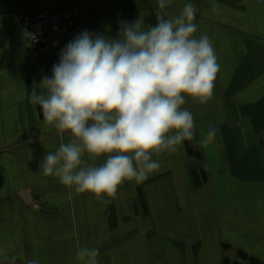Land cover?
<instances>
[{
  "label": "crops",
  "instance_id": "obj_1",
  "mask_svg": "<svg viewBox=\"0 0 264 264\" xmlns=\"http://www.w3.org/2000/svg\"><path fill=\"white\" fill-rule=\"evenodd\" d=\"M187 3L220 64L207 103L185 98L193 140L153 155L161 168L112 198L44 176L43 157L71 136L44 121L31 95L45 91L61 52L31 60L22 18L78 5L93 38L116 40L122 23L156 26L157 13L179 15ZM79 247L98 249V264H264V0H171L165 9L157 0H0V264H79Z\"/></svg>",
  "mask_w": 264,
  "mask_h": 264
},
{
  "label": "clouds",
  "instance_id": "obj_2",
  "mask_svg": "<svg viewBox=\"0 0 264 264\" xmlns=\"http://www.w3.org/2000/svg\"><path fill=\"white\" fill-rule=\"evenodd\" d=\"M157 2L165 9L171 0ZM196 12L187 3L179 15L157 13L156 26L145 27L142 17L122 23L116 40L84 31L67 44L52 76L41 80L45 91L31 95L44 121L59 135L71 136L43 157L44 176L58 178L77 194L112 198L125 181L141 183L161 168L153 155L175 152L193 140L194 117L183 107L185 98L207 103L220 71L209 36L195 35ZM215 135L212 126L201 142ZM101 157L105 160L97 165ZM98 254L96 248L79 247L76 259L98 264ZM0 256L8 260L4 249Z\"/></svg>",
  "mask_w": 264,
  "mask_h": 264
},
{
  "label": "built area",
  "instance_id": "obj_3",
  "mask_svg": "<svg viewBox=\"0 0 264 264\" xmlns=\"http://www.w3.org/2000/svg\"><path fill=\"white\" fill-rule=\"evenodd\" d=\"M86 12L78 5L41 9L24 16L21 32L30 50V59L56 58L79 34L86 31Z\"/></svg>",
  "mask_w": 264,
  "mask_h": 264
},
{
  "label": "water",
  "instance_id": "obj_4",
  "mask_svg": "<svg viewBox=\"0 0 264 264\" xmlns=\"http://www.w3.org/2000/svg\"><path fill=\"white\" fill-rule=\"evenodd\" d=\"M21 198H23L22 200L30 199V197H29L27 194H25V193H23V194L21 195ZM27 203H28V202H27Z\"/></svg>",
  "mask_w": 264,
  "mask_h": 264
}]
</instances>
